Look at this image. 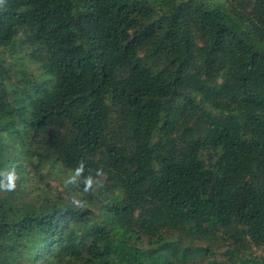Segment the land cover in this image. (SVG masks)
Here are the masks:
<instances>
[{"label": "trees", "instance_id": "obj_1", "mask_svg": "<svg viewBox=\"0 0 264 264\" xmlns=\"http://www.w3.org/2000/svg\"><path fill=\"white\" fill-rule=\"evenodd\" d=\"M0 115V264H264V0H0Z\"/></svg>", "mask_w": 264, "mask_h": 264}, {"label": "rangeland", "instance_id": "obj_2", "mask_svg": "<svg viewBox=\"0 0 264 264\" xmlns=\"http://www.w3.org/2000/svg\"><path fill=\"white\" fill-rule=\"evenodd\" d=\"M28 105V102L26 101V104ZM13 114H17V112L15 111ZM5 115H0V125L5 123ZM31 119V115L26 111L23 113L22 117H19V120L21 121V123L25 122V121H30ZM61 178V177H59ZM53 186H56L55 184H52Z\"/></svg>", "mask_w": 264, "mask_h": 264}, {"label": "clouds", "instance_id": "obj_3", "mask_svg": "<svg viewBox=\"0 0 264 264\" xmlns=\"http://www.w3.org/2000/svg\"><path fill=\"white\" fill-rule=\"evenodd\" d=\"M13 176H14V174L12 176H10L9 190H11L15 187V184L12 182Z\"/></svg>", "mask_w": 264, "mask_h": 264}]
</instances>
